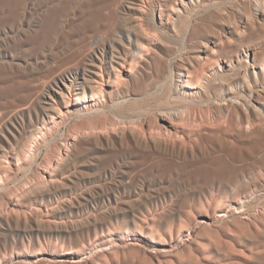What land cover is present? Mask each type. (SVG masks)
<instances>
[{"label": "bare ground", "instance_id": "6f19581e", "mask_svg": "<svg viewBox=\"0 0 264 264\" xmlns=\"http://www.w3.org/2000/svg\"><path fill=\"white\" fill-rule=\"evenodd\" d=\"M7 1L9 2V0ZM54 1L56 0H42L40 3H37L36 4L37 7H35L34 9L35 10L40 9L38 10L39 16L36 15L37 18L33 22V27L25 30L22 33L25 39L24 40L20 39L21 41H19V44L23 45L26 42H27L26 44L36 43V47L34 49H31V51L33 50L34 52L33 51L30 52L28 50L29 48L26 47L27 49H26V53L24 56L7 54L8 57L10 55L11 60L5 61L7 59L5 60L3 59L4 61L2 60V62L0 60V73L2 74L6 73L8 75V72H13V71L22 72L23 71L22 74L19 73L20 75L17 74L18 76L16 77L14 76V78H11L9 80L8 79L4 80V82L6 83L2 82L4 86L8 88V91H7V93L9 92L8 94H10V91L12 90H15V92L13 91V94L14 93L15 94L13 95L14 98H12V100L10 99L11 100L10 102L11 110L10 112H7V113H1L2 111L1 109L2 107H4V106L1 107V105L3 104L2 100L4 99H2L3 97L2 95H0V107H1L0 109L1 110L0 111V168L2 167L3 164L7 163L5 160L7 158V155H6L7 150L9 149L17 150V152L22 153L23 158L30 159L32 161L33 158L38 155L39 149L41 148L42 143L45 144L48 140V145H51L52 140L53 141L58 140L57 139L58 134L61 132L62 127L66 125L69 120H74L75 122L76 121H86L87 124L80 126V127L78 126V130L76 131L74 135H71L68 133L65 134V138L61 140L62 143L60 142L61 145H60V149H58L59 151L57 149H56L57 151H55V149H52V147L50 146L52 149L51 156L54 155L58 157L55 162L56 163L55 167L52 168V170L51 169L49 170L48 166L47 168H44L43 176H45V179L42 182H40L37 186H35L37 182L34 183L33 185L35 187L33 186L34 187V189L32 188L33 190L27 191L24 194L22 193L21 196L22 195L23 196L21 200L18 199V197H16L17 200H15L16 198H14V200H11L13 202L12 203L13 205L15 204L16 206L19 205V206L24 207L25 210L30 212L29 213L30 215L21 217L20 215L13 213L15 212V210L6 212L0 207V227H2L0 229H3L4 227V228H7V230L9 229L12 230L14 227L17 228V225L19 224H23V225L31 224L34 229L33 233L35 234V238L36 237L39 238L41 235H45L46 233H50V232L52 234L56 233L58 235L61 234V235H69V236H72V235H76V236L83 235L84 236L85 233L90 234L92 228H94V230L97 233L99 223H100L99 222L100 219L97 214H92L91 216H88L85 219L76 218L75 220H72L74 215H72L73 217L70 220L64 219V215L71 214L79 210V207L81 205L86 204L84 200L82 201L83 199L82 196L93 197L95 193L103 196L108 193L107 191L108 186L106 188L104 187V185H101L100 183L87 186V184L94 182L96 179L95 175L93 174V171L90 172L89 170L93 168H100L102 166L101 173L106 176L109 170H111L110 168H112L114 165H119V167L121 166L120 172H121L122 178L125 180L127 177H129L131 173L129 172L130 169L128 170V167L130 166L131 161L129 163H126L125 165L124 164L122 165L119 161V151L124 152L125 150H129L130 152H134L137 155H140L141 157H143L144 161L145 160L148 161V159H151V160L156 159V161L157 159L158 160L169 159V161L172 160V162L179 161V160H182L185 162H192L196 160L198 157L204 156L205 154H210L209 157L208 155L206 156L207 158H210L211 156H213V154L211 155L209 151L205 150L204 149L205 146L202 148L201 147L202 144L200 146H196V145L199 140L202 141L203 144H205L204 142H211L213 140L212 139L213 136H210L211 134L209 135L206 131L205 133L200 134L198 138L192 139L191 135L190 134L187 135L185 133V130L179 124L180 122L191 123V121H195L197 123L199 120H201V122L204 121L205 118L203 119L199 117L198 115H195L196 113L192 112V109L197 107L198 105H206L211 102H218V101L222 103L223 100H228L226 101V103H223V104H225L226 106H230V110L232 108L231 116L234 117V122L233 123L231 122L232 125L229 128L230 132H232V139L226 141V144L231 149L230 153L232 154V156H235V158L236 157L238 159L241 158L242 150L244 146L248 143L252 142L253 143L252 148L254 149H258L259 147L263 148L264 146V120H263L262 111L264 110V98L261 99L260 94H262V92L259 91L258 88L261 87L264 92V49L258 48V47H251V45L249 44L242 45L241 43L244 40V37H245L244 35L246 34V32H249L250 33L249 36L252 37L255 34L254 28L261 23V20L264 21V0L258 1L256 3L255 11L252 12L251 10H247L248 15L246 16V19H243V20L238 19L235 22L233 21L231 25L221 23L217 28H213L210 21H212L213 18H215V20L220 19V17L222 16L220 15L219 17L218 15H216L218 12L217 9L219 5L221 4L211 2L210 0H127L128 2L127 4L126 3L119 4L117 1L111 0L112 2H108L110 4L107 5V6L112 7L111 9L109 7L111 13L107 14L108 16L105 15L106 13L104 15L98 14L99 12L95 9L96 12H98L97 14L93 15V13H96V12H93L92 15H90L88 18H85L83 21L77 22V23L76 21L80 19L77 20L78 18L77 13L76 14L73 13V4L75 2H78L77 0H59V2L57 3H54ZM92 1L94 0H88V2L91 4L93 3ZM8 2L0 3L1 6L2 5L7 6V8L5 9L3 8V10L0 9V15H1L0 21L3 19L4 22H7V24H9L11 28L20 29V27H22L24 23L26 22H28V24L31 25L30 18L32 16L30 17V14L32 15L34 13H31L32 11L29 9V5L34 2L30 0H12L9 3ZM121 2L122 1H120V3ZM87 3H84V4H87ZM101 4L103 5V3ZM147 5H149V10L145 8L147 7ZM98 6H101V5H98ZM85 7H88V5L87 6L85 5ZM105 8L106 6L104 7V9ZM82 9L84 10L85 8H82ZM118 9L122 10L120 15L118 14ZM86 10L87 9L84 10V13L91 11L92 7H91V10L85 12ZM130 13L137 14L138 18L136 19H140L139 22H137L135 19L132 23H130V27L126 31L118 32L116 29V26L119 22V19H123V20L129 19L128 15H130ZM36 14H37V11H36ZM158 15H159V20L157 18ZM141 18H146L147 19L145 20L146 22L144 23L143 22L144 19L142 20ZM73 26L77 27L76 31L80 33L78 36L79 38L76 40V42L75 41L73 42L76 44H73V43L68 44L65 47H62L60 49L56 48L57 50L53 51L51 55H48L43 52V48L45 47V45H47V43L51 44L52 42L60 40V38L61 40L62 39L65 40L71 37L73 35L72 34L73 31L75 30ZM182 26H186V33L189 34V36L192 39H196V40L193 42V45L189 47V49L192 50L190 53L187 51L184 53L173 54L171 53L173 49H171V46L169 45V42H170L169 39L174 38L173 31L175 32L176 29ZM11 30H14V29H11ZM19 32L21 33V31ZM183 36L185 35L183 34ZM124 37H126L129 40V45L125 44L124 39H123ZM183 40L184 39H182V41ZM234 41L235 42L237 41V42L234 43ZM12 46H15V45H12ZM3 49L7 51L6 48H3ZM62 55H64V57H62ZM51 60H54L53 61L54 64L52 66H49V63ZM35 67L42 69L41 70L42 72L44 69H47L46 71L49 73L48 76H50L49 80H46V78L43 79L42 77H40L41 72L38 74H34L31 72L27 73L26 71L27 69L35 68ZM259 67L261 69L260 71L257 70V68ZM150 76H155V78H157V85L155 87L156 89L154 91L151 90L152 92L157 93L158 92L157 89H161L162 92H164L170 98H172V101L173 100L179 101L180 105L178 107H170V108L140 109V110L138 109L139 111L135 110V113L138 111V114L133 117L129 116L126 110H125L126 112L124 111L121 112L120 107H123L128 101H131L133 99H138V98L140 99L141 97H143L140 94L142 91L138 93V89L140 88V83L148 79ZM234 76H238V77H241V79H243V81L247 85L248 93H246L245 89L238 91V92H234L233 87H232V91L228 94L229 96L228 98H225L227 95L224 97L218 98L215 93L216 87L214 86V83L217 80L220 82L227 81L231 77H234ZM153 81L155 82V80ZM150 84L152 85H149V86L153 87V83H150ZM155 84L156 83H154V86ZM149 86L147 88H149ZM0 94H3V93L0 92ZM4 94L5 96H7L6 93ZM147 113L152 114V118L148 117ZM209 118L210 119H206L207 123L211 122L209 120L212 119V115ZM255 119H258L261 122L255 125L256 123ZM204 124H202V126H199V127H203L205 129L207 124L205 127L203 126ZM210 125L211 124H208L207 128ZM74 127H75V124H74ZM70 128L72 129L73 127H70ZM221 128L223 129L224 126ZM208 129L210 131L211 128H208ZM67 132H69V130ZM186 135H187L188 143H186V138H185ZM259 135L262 136V138L260 137L258 138ZM20 138H22L21 141H19ZM40 139H42L43 141L39 142ZM30 141L33 144L29 143ZM214 141H216V139ZM217 142H219L221 145H223L224 143V141L221 139H218ZM209 147H211V145ZM216 147H218L217 151L219 149V152H220L219 146L216 145ZM64 149L66 151H64ZM245 149L246 147L244 148V150ZM30 151H33V154H34L31 157H29L30 154L29 155L27 154ZM246 151H248V149H246ZM214 152L215 154H217L216 150ZM104 153H106L107 155L104 156L103 155ZM124 154L126 153L124 152ZM89 155H92V160H87V163L82 164L81 165L82 167L78 169L77 171H74L75 169L72 170V168H75L76 167L75 165L78 162H80V160H84ZM102 155L104 156V158H102ZM250 155H251V152H250ZM252 156L254 155L252 154ZM253 158L255 157H252V159ZM53 159L55 158L53 157ZM53 159L49 158L48 161H44V163L48 162L47 164L53 165V161H54ZM242 160H237V161L240 162ZM248 161L249 160H247L245 164H247ZM158 162L156 163L159 164ZM217 162L218 163L216 162L215 163L212 162V163L218 164V166L216 167V172H218L221 177L218 183V186L220 188L225 187L224 182H222V179L226 178L225 176H227V178L229 179L231 178V180H234V181L237 179L239 180V178L245 175L246 170H248L247 167H245L244 165H240L239 167H237L238 165L236 164L237 168L230 167L231 164L229 166L227 164V161L226 162L222 161V158L220 160V155H219V160ZM194 163H196V161H194ZM136 164L138 163H135V165ZM166 164H169V163H166ZM135 165L134 166L131 165L132 167H129V168H133V167L135 168ZM152 165L150 164V167H152L154 170V167L156 165L154 166L153 163ZM147 166L146 168L148 169L149 167ZM201 166L203 167V165H200V167ZM166 168L165 170L162 168V170L166 171V170L171 169V168L169 169H166ZM191 169L189 170L191 171ZM143 170L145 171L146 169H143ZM172 170L170 171L172 172ZM6 173H9V172H6ZM40 174L42 175V172ZM45 174H47V176ZM4 176L1 178L4 179ZM211 176L212 174H210V172L208 173L206 172V175L204 178L206 181L208 180V183L211 179L210 178ZM214 176L215 175H213V179H214ZM182 177H185V176H182ZM190 178H191V175H190ZM124 180H122L121 184L118 186L120 187L123 186L126 188L128 184L126 185V182ZM200 182H202V180ZM82 184H85V186L82 187ZM200 185H203V184H200ZM209 185L210 187H213L215 183L213 185L210 182ZM118 186H116V188ZM3 187H4L3 185L2 186L0 185V189ZM200 187H197V189H199ZM73 188L83 189V193L81 195H79L80 194L79 193L77 197H74V198H68L69 196L60 198L57 200L58 204L54 205V200L58 198V195L62 194L63 192L70 191ZM7 189H10V188H7ZM192 189L194 188L192 187ZM246 189H248V187H246ZM112 190L114 192L115 187ZM156 191L158 192V190ZM173 191H175L174 188H173ZM192 192L194 191L192 190ZM187 193L183 194L185 195L183 198L184 201H185V197ZM12 195L13 197H15L14 194ZM201 197L202 195H200L199 200H201ZM144 200L145 199H143V201ZM35 201L36 202L40 201V204H39L40 206L37 205V207H35L33 205ZM209 201L210 200H208V203ZM170 202L168 204H170ZM242 202L244 201L242 200ZM180 203H182V200H180ZM195 203H198V201ZM206 203H204V205H206ZM182 205L185 207L184 204ZM177 206H174V207L176 208ZM224 206L226 207V205ZM242 206L240 208H242ZM184 207L183 208L180 207L181 210L180 212H177V213L180 214L184 212L186 214L187 212ZM190 207L188 206L187 208L190 209ZM19 208L20 210L22 209L21 207ZM235 208L237 209V212H241L242 210L241 209L238 211V206ZM120 209H118L117 207H114L110 211L111 218H112V215L116 214ZM172 209L174 208L172 207ZM172 209H170L169 212L163 211L161 214L159 213L160 219L170 220V219L175 218L176 212ZM20 210H16V211L21 213ZM177 210L179 209L177 208ZM232 211L234 212L235 210H232ZM107 214L108 213H106L105 215ZM217 214L220 218H222L226 214V208L220 209L219 213ZM188 215H190V213ZM159 217H156V220L157 218L159 219ZM111 218L109 217V219ZM187 218L189 219L191 217L188 216ZM156 220H153V223H155ZM243 226L246 227V225H243ZM177 227L179 226L177 225ZM21 231H24V230H21ZM165 231L167 232V230ZM9 234L11 233L9 232ZM34 240L40 243V239H34ZM74 241L76 243L82 242L81 239H74ZM195 241H197L196 238H195ZM19 242L25 244L24 239H22ZM105 242L106 241H104V243ZM230 242L229 241L226 242L225 240V243H227L226 246L230 244ZM212 243H214V241H212L211 244ZM1 244L2 243H0V256H2V258H5L7 248L5 246H2ZM9 244L10 245L8 246L11 247L10 248L11 253L16 254V250H15L17 246L16 243L10 242ZM4 245H5V242H4ZM228 247L229 246H227L226 248ZM32 248H33V245H32ZM79 248L80 247L73 246L70 248V250L63 252L62 254H64L66 257L72 258L73 260H78L80 252H81V251L79 252ZM160 249L162 251L170 250V249L167 250L165 245L163 246L161 245ZM214 250L218 255L222 254V250L219 248V246L216 245ZM234 250L236 251L238 249L236 248ZM155 251H156V248H155ZM237 252L241 253L240 251H237ZM40 253L41 252L39 251H35L32 253V255H39ZM171 253L172 252H170V254L168 255H171ZM244 256L246 258L248 257L254 260L256 264H264V250L263 249H260L258 247L252 248L250 249L248 256L246 255ZM192 257L193 256L191 255V258ZM197 257L199 258V256ZM198 258L196 259L195 257L196 260L200 261ZM168 259H170V262L172 263V259L170 257H168ZM183 259L181 260L179 258V260L184 261L185 263L188 262L187 260L185 261ZM240 259L241 258H237L234 260L233 263H230V264H244L241 262ZM119 260L117 259L116 261L114 259L112 264H122L119 262ZM128 260H130V258ZM164 260L165 259L163 258V261ZM49 261H51L50 258H49ZM124 261L127 262V260H124ZM193 261H191V263L189 264H195ZM161 262L162 260L161 261L159 260L158 263H161ZM180 263L182 264V262ZM126 264H129V263H126ZM143 264H146V263H143ZM166 264H170V263H166Z\"/></svg>", "mask_w": 264, "mask_h": 264}, {"label": "rangeland", "instance_id": "374dc122", "mask_svg": "<svg viewBox=\"0 0 264 264\" xmlns=\"http://www.w3.org/2000/svg\"><path fill=\"white\" fill-rule=\"evenodd\" d=\"M10 1H12V0H9V2ZM30 1L34 2V3H31L29 5V9L32 11L31 13H34L32 15L30 14V17L32 16L30 18L31 25H29L28 22H26V23H24V25L22 27H20V29L19 28H11L9 26V24H7V22H4L3 19L0 21V26H2V27L4 26L3 28L0 27V42H1V44H0V60H1V62L3 59L4 60L7 59L5 61L11 60L10 55L8 57L7 54L24 56L27 48H29L28 50L30 52H32L33 50L31 51V49H34L36 47V43L26 44L27 43L26 42L23 45L19 44V41H21L22 39L23 40L25 39L22 33L25 30L32 28L33 22L37 18L36 15L39 16L38 10H40V9L35 10L34 8L37 7L36 4L40 3L42 0H40V1L39 0H35V1L30 0ZM77 1L78 2L74 1L76 4L75 3L73 4V13H75V14L77 13V15H78L77 20L80 19V20L76 21V23L83 21L85 18H88L90 15H92L93 12H96V10L99 13L96 12V13H93V15L97 14V13L103 14V15L105 13H106L105 15L110 14L111 13L110 9L112 7L107 6L110 4L108 2L117 1L119 4H122V3L127 4L128 3L127 0H112V1L111 0L110 1L109 0H94V1H92L93 2L92 4L89 3L88 0L87 1L77 0ZM120 1H122V2L120 3ZM210 1L214 2V3L221 4V5H219V7L217 9L220 14L217 12L216 15H218L219 17H220V15H222L221 16L222 18L220 17V19L215 20V18L212 17L213 19H212V21H210V23L212 24V27L217 28L221 23L231 25V23L233 21L235 22L238 19H241V20L246 19V16L248 15L247 10H251L252 12L255 11L256 3L258 1H261V0H227V2H226V0H210ZM2 2H8V1L7 0H0V3H2ZM57 2H59V0L54 1V3H57ZM100 2L103 3V5L106 4L105 9H104L105 6H103ZM84 3H87V4H84ZM85 5L86 6L88 5V7H85ZM92 5H94V6H92ZM98 5H101V6H98ZM79 7L87 9L85 12L91 10V7H92V10H91L92 12L89 11L87 13H84L85 9L83 10L82 8L80 9ZM109 7H110V9H109ZM3 8L5 9V8H7V6H3V5L1 6V4H0V9L3 10ZM145 8L147 10H149V5H147V7H145ZM93 9L94 10L96 9V10L94 11ZM36 11H37V14H36ZM107 11H109V12H107ZM121 12H122V10L118 9L119 15ZM73 13H72V15H73ZM81 14H82V16H81ZM128 18L129 19H127V20L119 19V22L116 26V29L118 32L126 31L130 27V23H132L136 18H138V15L134 14V13H130V15H128ZM157 18L159 20V15ZM141 19L142 20L144 19L143 20L144 23L146 22L145 20H147L146 18H141ZM139 20L140 19H136L137 22H139ZM74 28H75V30L73 31V33H72L73 35L71 37H69L65 40H63V39L61 40V38H60V40L52 42L51 44L47 43V45H45V47L43 48V52L48 54V55H51L53 53V51L57 50L56 48L60 49L62 47H65L68 44H72L74 41L76 42V40L79 38L78 36L80 33L78 31H76L77 27H74ZM11 29H14L15 31L11 30ZM21 29H23V30H21ZM19 31H21V33ZM254 33L255 34L252 37H250L249 36L250 33L246 32V34L244 35L245 36L244 40L241 44L242 45H248L249 44V45H251V47H258V48L264 49V21L261 20V23L254 28ZM16 34H18V35H16ZM183 34L185 36H183ZM173 37L174 38L169 39V41H170L169 45L171 46V49H173L171 53L179 54V53H184L187 51L190 53L192 51L191 49H189V47L191 45H193V42L196 39H192L189 36V34L186 33V26L179 27L178 29H176L175 32L173 31ZM181 37H183V38H181ZM123 39H124L125 44L129 45V40L126 37H124ZM182 39H184V40L182 41ZM58 42H60V43H58ZM236 42L234 41V43H236ZM8 43H10V44H8ZM13 43H15V44H13ZM73 44H76V43H73ZM184 44H185V46H184ZM10 45L11 46L15 45V46L11 47ZM181 45H182V47H181ZM4 46H6V47H4ZM22 47H24V48H22ZM174 47H176V48H174ZM3 48H6L7 51L4 50ZM9 48L10 49L12 48V49L10 50ZM62 57H64V55H62ZM53 61L54 60L50 61L49 66H52L54 64ZM223 63H225V62H223ZM41 70L42 69L35 67V68H29L26 71H27V73L31 72L34 74H38L41 72L40 77H42L43 79L46 78V80H49L50 76H48L49 73L46 71L47 69H44L43 72ZM257 70L260 71L261 70L260 67L257 68ZM19 73L22 74L23 71L22 72H19V71L8 72V75L6 73H4V74L0 73V83H1L0 84V87H1L0 92L3 93L0 95H2V97H3L2 99H4V100H2L4 105L2 104L1 107L2 106L5 107V108L2 107V109L0 107V109L2 110V111L0 110L1 113L10 112V110H11V107H10L11 103L10 102H11L12 98H14L13 95L15 94V93L13 94V91L15 92V90L10 91V94H8L9 92L7 93L8 88H6L4 86L3 83H6V82H4V80H7V79L9 80L11 78H14V76L16 77V76L20 75ZM1 75H3V76H1ZM5 77H6V79H5ZM153 80H155V82ZM145 81L140 83V88L141 89L143 88V89L142 90L140 88L138 89V93L140 91H142L140 94L143 97H141L140 99L138 98V99H133L131 101H128L123 107H120L121 112L127 111V114L129 116L133 117V116H136L138 114V111L140 109L170 108V107H178L180 105L179 101H177V100L172 101V98H170L167 94L162 92L161 89H157V91H158L157 93L152 92L156 89L155 87L157 85V78H155V76H150ZM150 83H153V87L149 86V85H152ZM154 83H156L155 86H154ZM148 86H149V88H147ZM214 86L216 87L215 93H216V96L218 98L224 97L226 95L227 96L225 98H228L229 97L228 94L232 91V87H233L234 92H238V91L245 89L246 93H248L247 85L245 84L243 79H241V77H238V76L231 77L229 80L224 81V82H220L217 80L214 83ZM150 88H152V89H150ZM258 89H259V91L262 92V94H260L261 99L264 98L263 89L261 87ZM4 93H6L7 96L9 95L8 96L9 98L7 96H5ZM226 101H228V100H223L222 103L219 101L218 102H211L209 104L198 105L197 107L193 108L192 112L196 113L195 115H198L199 117H201L203 119L205 118V120L202 122H201V120H199L200 121V122L198 121L199 124H198V122L196 123L195 121H191V123H189V122H180L179 123L180 126L185 130V133L187 135L188 134L191 135L192 139L198 138L200 134L205 133L206 131L209 135L211 134L210 136H213L212 137L213 140L211 142H204L205 144H203L202 141L199 140L196 146H200L202 144L201 147L203 148L205 146L204 149L209 151L211 153V155L213 154L214 157L211 156L210 158H207L206 156L208 155V157H209L210 154H205L204 156H200L196 160H194V161H196V163H194V161H192L193 162L192 163V162H185L182 160L174 161L175 162L174 163V162H172V160L169 161V159H167V160L166 159L165 160H158L157 159V161H156V159H152V160L148 159V161L145 160L146 161L145 162L143 157H141L140 155H137L134 152H130L129 150H125L124 152L126 154H124L123 151L122 152L119 151V161L122 165L123 164L125 165L126 163H129L131 161V164L129 167H132L135 165V163H138L135 165V168L137 167L136 169L134 167L133 168L128 167V170L130 169L129 172H131L129 175L130 179H129V177H127L125 180L122 178V175L120 172L121 166L119 167V165H114L112 168H110L111 170H109V172H108V174H106V176L101 173L102 166L100 168H93V169L89 170L90 172L93 171V174L95 175L96 179L94 182L87 184V186L100 183L101 185H104V187H106V188L108 186V189H107L108 193L106 195H103V196L98 195L96 193L93 197L82 196V198H83L82 201L84 200V202H86V204L81 205L79 207V210H77L71 214L64 215V219H66V220L72 219V217H73L72 215H74L72 220H75L76 218L77 219H81V218L85 219L88 216H91L92 214H97L99 216V219H100V221H99L100 223H99L97 233L94 230V228H92L91 233L90 234L85 233L86 235L84 234V236L83 235L69 236V235H61V234L58 235L56 233L52 234L50 232V233H46L45 235H41L39 238H37V237L35 238V234L33 233L34 229H33V226L31 224H28V225L19 224V225H17V228L14 227L12 230H10V229L7 230V228L3 227L4 230L0 229L1 230L0 231V243H2L1 245L5 246L7 249H6L5 258H2V256H0V260H1L0 264H109V263L112 264L114 259L116 261H117V259L118 260L120 259L119 262L122 264L123 263L124 264H126V263H129V264H136V263L137 264H141V263L142 264L143 263H146V264H166V263L181 264L180 262H182V264H189L193 260H194L193 262L195 264H196V262H197V264H199L200 262L202 264H215V263L216 264H230V263H233L234 260L237 258H241L240 260L244 264H256L254 260H252L248 257L246 258L244 255L248 256L250 249H252V248L258 247V248L264 250V244H263L264 238H262V237H264V203H263L264 202V193H263L264 192V146H263V148L259 147L258 149H254V148H252L253 143L251 142V143H248L244 146V148L246 147V149H248V151H246V149L244 150V148H243L242 156L240 159H238L237 157L235 158V156H232V154L230 153L231 149L226 144V141L232 139V132H230L229 128L232 125V123L234 122V117L231 116L232 108L230 110V106H226L225 104H223V103H226ZM175 105H177V106H175ZM227 107H229V108H227ZM128 109H129V111H128ZM135 110H138V111L135 113ZM128 112H130V113H128ZM211 115H212V119L209 120L211 122L207 123L206 119H210L209 117H211ZM262 115H263V120H264V110L262 111ZM147 116L152 118V114H150V113H147ZM232 117H233V119H232ZM255 120H256L255 125L261 122L258 119H255ZM73 122H75V121L69 120L67 122V124L62 127L61 132L57 136L58 140H56V141L52 140L51 145H48V140L45 144L42 143L41 144L42 149L41 148L39 149V153L37 155L38 157L37 156L34 157L32 161L30 159L23 158L22 153L17 152V150H14V149L7 150V152H6L7 158L5 159L7 163L4 162L5 164H3L2 167L0 168V178L5 175L4 179L3 178L0 179V181H1L0 185L4 186L3 188L0 189V205H1L0 207H1V209H3L6 212H9L11 210H13V211L15 210L16 213L15 212H13V213L20 215L21 217H25V216L30 215L29 214L30 212L25 210L24 207L19 206V205L16 206L15 204L13 205L12 204L13 202L11 200H14V198H16V197H18V199L21 200L22 196H23V195L21 196L22 193L24 194L27 191L33 190L35 186H37L40 182H42L45 179V176H43V173H44L43 169L47 168V166H48L49 170L50 169L52 170V168L55 167V164H56L55 162H56V159L58 158L54 155L51 156V150L55 149V151H57L58 149H60V145L62 143L61 140L65 138V134L68 133V134L74 135L76 133V131L78 130V126L80 127V126L87 124L86 121H76L77 123L76 122L73 123ZM200 123L204 124L203 125L204 127L206 126V124H207V126H208V124H211L212 126L210 125L208 127V128H211L210 129L211 132L209 131L207 126L205 127V129L203 127H199V126H202V124H200ZM74 124H75V127H74ZM197 124H198V126H197ZM223 126H224V128L222 129L221 127H223ZM70 127H73V128L71 129ZM225 127H226V129H225ZM68 130H69V132H67ZM187 135L185 136L186 143H188ZM259 137L262 138V136H260V135L258 136V138ZM215 139H216V141H214ZM218 139H221L224 141L223 145H221L219 142H217ZM21 140H22V138L19 139V141H21ZM31 141L29 143L33 144ZM41 141H43V140L40 139L39 142H41ZM216 142H217V144H216ZM215 144L219 146L221 154L219 152V149L217 151L218 147H216ZM210 145H211V147H209ZM50 146L52 147V149ZM56 146H57V148H56ZM212 147L214 150L212 149ZM224 147H226V148H224ZM46 149H48L50 151H48ZM215 150H216L217 154L219 152L218 155L215 154V152H214ZM64 151H66V150L64 149ZM30 152L27 153L28 155L30 154L29 157L34 155L33 151H30ZM250 152H251V155H250ZM223 153H225V154H223ZM230 154H231V156H230ZM252 154L254 156H252ZM103 155L105 156L107 154L104 153ZM103 155H102V158H104ZM219 155H220V160L222 158V161H224V162L227 161V164L229 166L231 164L230 167H232V168H234V167L237 168L240 165H244L245 167H247L248 170H246L245 175L243 177L239 178L240 181L238 179L234 181V180H231V178L229 179V178H227V176H225L226 178L222 179V182H224L225 187L220 188L218 186V183H219V180L221 179V177H220V174L218 172H216V167L218 166V164H213V163H215V162L218 163L217 161L219 160ZM228 156H229V158H228ZM248 156H250V157L252 156L255 158L252 159V157L250 158ZM44 157H45V159H44ZM53 157L55 159H53ZM47 158L48 159L52 158L54 160V161L52 160L53 165L47 164L48 162L44 163V161H48ZM244 158H245V160H244ZM246 159L249 160L247 164H245L247 161ZM87 160H92V155L87 156L84 160H80V162H78L75 165L76 167L72 168V170L75 169L74 171H77L78 169H80L82 167L81 166L82 164L87 163ZM237 160H242V161L238 162ZM139 161H140V163H139ZM152 161H154V162H152ZM151 162L154 164V166L156 165L154 167V170L152 167H150V164L152 165ZM156 162H158L160 165L157 164ZM21 163H22V165H21ZM166 163H169V164H166ZM232 163H234V164H232ZM147 164H148V166H147ZM179 164H181V165H179ZM236 164L238 165L237 167H236ZM28 165L30 168L28 167ZM49 165L51 168L49 167ZM177 165H179V166H177ZM182 165H184V166H182ZM200 165H203V167L202 166L200 167ZM146 166L149 168L147 169ZM41 167H43V168H41ZM166 167H168V168H166ZM177 167H178V169H177ZM206 167L209 169H207ZM162 168L164 170H165V168L166 169L171 168V169L164 171V170H162ZM191 168H193V169H191ZM202 168H204V169H202ZM2 169L4 170L5 173L3 172ZM5 169L6 170L8 169L9 171L8 170L6 171ZM137 169H139V170H137ZM143 169H146V170L144 171ZM172 169H174V170H172ZM189 169H191V171ZM170 170H172V172ZM15 171H16V173H15ZM134 171H136V172H134ZM186 171H187V173H186ZM6 172H9V173H6ZM41 172H42V175L40 174ZM138 172H140V173H138ZM206 172L207 173L210 172V174H212V176L210 177L211 179H210L209 183L211 182L213 185L215 183V185L213 187H210L208 180L206 181L204 178L206 175ZM261 172H262V174H261ZM165 173H166V175H165ZM132 174H134V175H132ZM45 175L47 176V174H45ZM100 175H101V177H100ZM190 175H191V178H190ZM213 175H215L214 179H213ZM133 176L136 178H134ZM182 176H185L186 178L188 176V178L186 179L185 177H182ZM189 178H190V180H189ZM122 180H124L126 182V185L128 184L126 188L123 186H121V187L118 186L121 184ZM169 180H170V182H169ZM201 180H202V182H200ZM179 181H180V183H179ZM205 181H206V183H205ZM23 182H25V183H23ZM36 182H37V184L34 186L33 184ZM150 182H151V184H150ZM115 183H116V185H115ZM141 184H143V185H141ZM177 184H179V185H177ZM200 184H203V185H200ZM84 186H85V184H82V187H84ZM116 186H118V187L116 188ZM204 186H205V188H204ZM114 187H115V190L116 189H118V190H116V191L114 190V192H113L112 189H114ZM175 187H176V189H175ZM192 187L194 189H192ZM197 187H200V188L197 189ZM246 187H248V189H246ZM7 188H10V189H7ZM109 188H111V189H109ZM173 188L175 191H173ZM185 188H186V190H185ZM191 189L194 192H192ZM156 190H158V192ZM201 191L203 192V194ZM261 191H263V192H261ZM183 192H185V193L189 192L186 194L185 201L183 199L185 196L183 194H185V193H183ZM82 193H83V189H80V188H73L70 191L63 192L62 194L58 195V198L56 200H54V205L58 204L57 200L60 198H64V197H68V196H69L68 198H74V197H77L78 194L81 195ZM12 194H14L15 197H13ZM181 194H182V196H181ZM254 194L257 196H255ZM200 195H202L201 200H199ZM97 196H99L100 198ZM152 197H154V198H152ZM187 197H189V198H187ZM85 199H86V201H85ZM143 199H145V200L143 201ZM211 199H212V201H211ZM15 200H17V198ZM152 200L154 201V203ZM180 200H182V203H180ZM208 200H210L209 203H208ZM242 200L244 202H242ZM145 201H146V203H145ZM178 201H179V203H178ZM197 201H198V203H195ZM38 202L35 201L33 205L35 207H37V205L40 206L39 205L40 201H38ZM124 202H126V203H124ZM169 202H170V204H168ZM35 203H37V204H35ZM174 203H175V205H174ZM204 203H206V205H204ZM171 204H173L174 206H177V205H179V206H177L175 208ZM182 204H184V205L186 204L185 207ZM126 205H127V207H126ZM224 205H226V207ZM242 205H244V206H242ZM18 206L21 207L22 209L20 210V208ZM188 206L189 207L191 206L190 209L187 208ZM234 206L235 207L238 206V211L242 209L241 212H237V209ZM241 206H242V208H240ZM2 207H4V208H2ZM114 207H117L118 209L121 208V209L117 212L118 214L116 213V214L112 215V218H111L110 211ZM172 207L174 209H172ZM180 207L181 208L184 207L186 209V212L187 213L189 212L190 215L191 214L192 215L190 216V215H188L189 213L185 214L184 212L180 213V214L177 213V212H180V210H181ZM192 207H193V209H192ZM168 208H170L176 212L175 218L170 219V220L160 219L159 213L161 214L163 211L169 212L170 209H168ZM177 208L179 210H177ZM224 208H226V214L222 218H220L217 213H219L220 209H224ZM16 210H20V212L22 214ZM22 210L23 211L25 210V211L23 212ZM96 210H97V212H96ZM232 210H235V211L233 212ZM25 213H26V215H25ZM106 213H108L107 214L108 216L105 215ZM193 213H194V215H193ZM188 216L191 218L188 219L187 218ZM215 216L216 217L218 216V217L216 218ZM109 217L111 219H109ZM156 217H159V219L157 218V220H156ZM145 218H146V220H145ZM143 219L145 220V222ZM153 220H156V222L153 223ZM111 221H112V223H111ZM176 224L179 227H177ZM243 225H246V227ZM247 226H249V227H247ZM0 228H2V227H0ZM18 229H20V230H18ZM21 230H24V231H21ZM165 230H167V232ZM215 230H216V232H215ZM19 231H21V232H19ZM9 232L11 234H9ZM158 233H159V235H158ZM7 234H9V235H7ZM92 234H93V236H92ZM12 235H14V236H12ZM96 235L99 237H97ZM43 236H45V237H43ZM161 236H163L165 238H163ZM184 236H186V237H184ZM188 236H189V238H188ZM17 238H19V239H17ZM195 238L197 241H195ZM22 239H24L25 244L19 242ZM34 239H40V243L38 241L36 242ZM74 239H81L82 242L76 243L74 241ZM211 240L214 241V243L211 244V242H212ZM219 240L221 243L219 242ZM225 240H226V242L231 241L230 244H232V245L228 244L227 246H229V247L226 248L227 243H225ZM104 241H106L107 243L106 242L104 243ZM113 241H115V242H113ZM198 241H199V243H198ZM4 242H5V245H4ZM10 242L16 243V245H17L15 248L16 254L11 253V249H10L11 247L8 246V245H10L9 244ZM177 242L179 245L177 244ZM34 244H35V246H34ZM200 244H202V245H200ZM224 244L226 247L224 246ZM32 245H33V248L35 247L34 249L32 248ZM161 245L162 246L165 245L166 249L167 250L170 249L171 251L170 250L162 251L160 249ZM216 245L219 246V248L222 250L221 255H218L215 252L214 249H215ZM73 246L74 247H80L79 252L80 251L81 252H80L78 260H73L72 258L66 257L64 254H62L63 252L70 250V248ZM101 246H102V248H101ZM233 247H235V248H233ZM155 248H156V251H155ZM231 248H233V249H231ZM236 248L238 250L235 251L234 249H236ZM172 249H174V250H172ZM35 251H39L41 253L39 255H32V253ZM169 251L172 252L171 255H168V254H170ZM229 251H230V253H229ZM237 251H240L241 253H239ZM177 252H179V253H177ZM235 253H236V255H235ZM191 255L193 256L192 258H191ZM9 256H11V257H9ZM172 256H174V257H172ZM177 256H179V257H177ZM197 256H199V258ZM208 256H209V258H208ZM168 257H170L172 259V263L170 262V259H168ZM195 257H196V259L198 258L200 261L196 260ZM49 258L51 261H49ZM129 258H130V260H128ZM163 258L165 259L164 260L165 262L163 261ZM166 258L169 261H167ZM179 258L181 260L184 258L183 260H185V261L187 260L188 262L185 263L184 261L179 260ZM185 258H187V259H185ZM131 259H133L135 261H133ZM158 259L160 261L162 260V262L158 263L159 262ZM191 259H193V260H191ZM124 260H127V262H125ZM29 262H31V263H29Z\"/></svg>", "mask_w": 264, "mask_h": 264}]
</instances>
